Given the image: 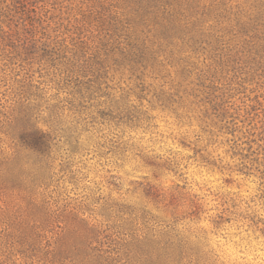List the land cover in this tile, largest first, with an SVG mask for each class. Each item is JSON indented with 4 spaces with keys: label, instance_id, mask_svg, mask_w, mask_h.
Wrapping results in <instances>:
<instances>
[{
    "label": "rangeland",
    "instance_id": "374dc122",
    "mask_svg": "<svg viewBox=\"0 0 264 264\" xmlns=\"http://www.w3.org/2000/svg\"><path fill=\"white\" fill-rule=\"evenodd\" d=\"M0 264H264V0H0Z\"/></svg>",
    "mask_w": 264,
    "mask_h": 264
}]
</instances>
